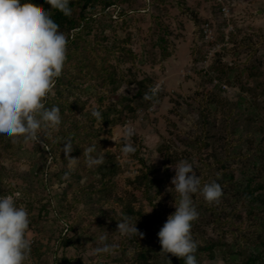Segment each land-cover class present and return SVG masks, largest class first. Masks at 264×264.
I'll use <instances>...</instances> for the list:
<instances>
[{
	"label": "rangeland",
	"instance_id": "rangeland-1",
	"mask_svg": "<svg viewBox=\"0 0 264 264\" xmlns=\"http://www.w3.org/2000/svg\"><path fill=\"white\" fill-rule=\"evenodd\" d=\"M224 9L228 10L226 15ZM110 11L116 20L105 18L101 28L96 22L93 32L87 37V40L94 43L99 39L104 40L103 47L97 49L96 54L88 56L89 65L91 61L98 71L90 73V69L87 71L76 65L65 64V73L72 84L68 87L59 86L61 93L57 92L56 87L52 90L50 97L56 101L68 100L74 103L78 100L80 104L65 110L60 126L66 131L80 127L84 139L92 138V134L87 136L88 132L91 133L89 125L94 119L91 113L98 109L100 99L103 98V107L115 104L121 95L135 94V82L146 77L153 80L152 86L158 98L153 103L145 101V107H137L134 115L123 114L120 125L103 127L106 131L101 133L102 140L107 149L116 155L122 168L112 178L113 184L107 187L109 193L106 195L111 196L109 202L101 200V193L97 192L99 189L103 191L98 180L100 176L96 173L90 176L87 170L81 171L82 179L74 183L72 189L66 183L69 177L66 175L62 176V180H65L62 183L61 178H53L55 182L48 189L28 185L27 179L33 175L34 164H41L44 144L25 143L22 139L6 141L9 148H2L0 154L8 151L13 154L12 157H0V164L7 173L4 177L7 189L12 186L16 198H19L20 192L35 190L42 200L54 197L56 207L63 206L59 214L51 213L49 216L51 225L58 226L54 234L30 225L27 235L32 246L27 264H142L136 260L135 246L116 232V224L110 223L112 229L109 227L110 234L107 233V227L99 219L100 210L113 208L120 216L121 204L114 200L117 197L127 201L132 198L135 209H141L144 218L152 216L164 224L167 217L176 210L174 200L178 198V193L172 195L175 190L171 178L164 186L155 185L148 195L152 200L149 201L134 184L142 167L124 155L121 148L123 143H137L146 164L157 169L158 178L163 179L166 167L159 149L165 140H168L171 150L179 154L180 160L191 163L195 171L200 167L198 154L186 151L181 139L195 137L200 133L202 123L205 122L202 108L211 112L208 129L213 139L222 137L242 141L235 134L244 132L247 136L254 131L250 120L252 115L260 119L256 120L257 124L264 122V0H116ZM117 14L122 15L117 18ZM123 48L131 50L135 55L134 67L132 63L120 66L126 80L132 83L122 82V88L114 93L111 86L103 81L104 73L100 68H116L117 58L121 56ZM85 51L88 53L89 49ZM218 66L228 71V76H224L221 81L211 80L209 72ZM131 68L133 72L129 74ZM210 92L215 93L219 100L222 99L223 104L203 101L204 94ZM137 105L138 101H135L133 106ZM60 126L50 130V136L62 131ZM128 129L133 131L130 138L127 136ZM43 137L42 134L41 141ZM1 144L6 145L5 142ZM242 149L246 150L247 145L242 143ZM208 152L206 150L203 154L207 155ZM71 153L68 157L76 159H68L65 163L62 159L48 166L49 159L46 168L51 167L50 172L55 174H61V170L66 167L77 169L85 159L71 156ZM63 156L59 155V159ZM233 170L229 173L234 174ZM169 172L175 175L174 166ZM221 174L219 169L214 170L211 176L215 178ZM93 185L94 191L89 192V198L91 193L93 201L87 197L88 201L72 202L74 196L80 195L85 189L90 190ZM64 190H68V195H65ZM39 208V202L31 209L27 208L30 223L38 216ZM196 210L200 211V207L196 206ZM231 210L227 208L228 212ZM202 214L203 210L202 213L198 212L192 227L195 224L197 228L204 226ZM241 214L243 219L247 217L246 210L241 209ZM209 216L210 213H207ZM236 224L226 234L227 244L233 242ZM214 227L215 223H212L208 230L217 237ZM247 227V224L242 225L244 230ZM157 233L147 237L144 245L153 247L159 240ZM107 236L111 237L110 253L97 254L96 248L102 243H108ZM36 243L42 244L39 253L35 250ZM198 245L203 246L201 243ZM122 248L130 253L125 256ZM225 250L219 246L215 258L204 260L203 264H227L223 259Z\"/></svg>",
	"mask_w": 264,
	"mask_h": 264
},
{
	"label": "trees",
	"instance_id": "trees-1",
	"mask_svg": "<svg viewBox=\"0 0 264 264\" xmlns=\"http://www.w3.org/2000/svg\"><path fill=\"white\" fill-rule=\"evenodd\" d=\"M116 0H70V7L72 9V14L70 16H65L61 12L51 9V6L48 5L45 0H32L37 7L45 8L49 10V13L52 19L59 25V30L64 32L68 37L67 45V59L66 66L76 65L83 70L90 69V73L95 70L96 67L91 63H88V56L90 54L94 55L97 52V49L103 47V39L90 42L87 40L90 33L93 32L95 23L98 22L100 28L103 26L104 19L113 20L114 15L110 11V8L114 5ZM99 7L100 10H99ZM120 14L119 16H121ZM117 14V18H119ZM113 18V19H112ZM116 20V19H114ZM85 49H89L87 53ZM135 55L129 49H121V56L118 57L116 68H100V71L104 73L103 81L108 86H111V91L116 92L122 87L120 84L125 82L127 84L132 83L129 80H126L127 77L120 70V66L126 63H132L134 67ZM213 70L209 72V77H212L211 80L221 81L224 79V76H228V71L224 70L221 67H213ZM121 72V73H120ZM129 74H132V68L128 70ZM68 73V72H67ZM72 74V73H71ZM215 74V76H213ZM120 78H119V77ZM67 74L63 69L62 74L59 78L56 79L54 88L56 87L57 92L61 93L58 88L68 87L71 80H68ZM136 79V78H135ZM68 81V82H66ZM153 80L146 77L142 80H138L136 83L137 91L135 94L131 95L127 93L126 95H121L115 104H108L107 107L102 106L103 98L100 99L98 111H100L102 120L93 119L91 125V133H87V136L92 134V138H83L82 132H80V127H75L68 129L67 131L63 129V126H60L63 130L59 131L53 136H50V130L47 131L45 137H43L42 146L43 156L41 158V164H34L33 175L28 177L27 182L30 186L42 187L48 189L51 187L54 182L53 178H61L60 183L64 182L62 176H69L66 179L68 187L73 188L74 183L79 182L82 179L80 175L82 170H87L90 176H93L94 173L100 176L98 179L103 187V191L100 189L97 192L101 193V197L104 202H109L111 196H107L108 185L113 184L112 178L121 172V164L116 160V155L108 150L106 143L102 140V132L106 130L103 127H114L122 123L123 114H135L137 107H145L144 102L153 103L158 98V93L154 91L152 86ZM105 84V85H106ZM132 85H130L131 87ZM51 96V95H50ZM48 97L46 100V106L52 107L57 106L60 108L61 117H63L65 110H71L74 105H80L79 101L76 100L74 103H71L68 100L56 101L54 97ZM206 101L208 104H220L223 100L218 99L216 94L210 92L209 94H204L203 101ZM138 101L137 106H133V103ZM120 105V108L119 106ZM203 107V106H202ZM81 109H84V106H81ZM201 114L205 117V122L202 123V129L200 133L195 137H189L186 139H181L182 145L186 147V151L191 153L198 154L200 158V167L197 168V175L201 179L202 185L205 183H210L216 181L222 187L223 194L217 202H207L205 199L196 194L193 196L194 206L200 207L202 213L203 210V221H205L204 226L198 227L195 224L191 233L193 239L198 243H201L203 246L198 245L196 250V257L198 264H203L204 260H211L215 258L218 247H224L226 250L223 253V259L227 264H264V122L257 124L256 120H260L252 115L250 120L253 123L254 131L247 136L244 132L236 133L239 135V140L242 141H231L226 138L218 137L213 139L209 136L210 131L208 129L210 122L209 117L211 112L201 109ZM231 117V113L229 115ZM264 121V120H262ZM99 125V128H96V125ZM97 125V126H98ZM86 135V133H85ZM71 138L73 142V151L70 154L71 156H81L83 163L77 169L71 170L66 168L61 170L60 173L50 172V168H46V165L50 159L48 166L56 164L63 159L64 163L68 160L63 152V147L65 140ZM11 138H0V152L2 148H9L7 142ZM84 139V140H83ZM7 141V142H6ZM65 141V142H64ZM5 142V144H1ZM105 143V145H104ZM126 141L123 143L121 148L124 147ZM242 143L247 145V149L243 151ZM40 144V143H39ZM42 145V144H40ZM95 146L96 152L92 153L95 156L97 153L103 156V162L97 166H89L88 156L85 153V150L89 147ZM133 146L136 148V151L131 154H125L131 160L137 161L141 165V174L135 180V187L139 190H142L144 195L149 199L148 196L155 185L164 186L166 182L171 179L174 174L169 172V169L172 166H175L178 163L179 154L171 150V146L168 140H165L159 149V152L164 159V164L166 167V175L163 179H159L157 176V169L151 165H147L145 159L141 155V148L137 143H134ZM13 148V147H12ZM14 149V148H13ZM209 151L208 154H203L204 151ZM12 157L11 152H6L0 154L1 156ZM59 155H64L63 158L59 159ZM235 168V170H233ZM221 170L222 176L212 177L214 170ZM234 172L230 174L229 171ZM34 171H37L34 174ZM7 175L5 167L0 164V195L14 194L15 190L12 186H9L7 189V184L5 183V176ZM239 177V178H238ZM18 190V189H16ZM19 191V190H18ZM33 192H20L19 198H17V203L26 205V208L31 209L35 203H40V208L38 216L33 220L30 225L54 234L57 230V225L52 226L49 221V216L51 213L59 214L60 209L56 207L52 198H45L42 200L38 195L37 191ZM68 190H64L65 195H68ZM94 191V185L90 190H83V193L80 195L74 196L72 202L76 201L78 203L81 200L88 201L92 200V195L89 192ZM133 194V193H132ZM174 192L172 195H175ZM109 195V194H108ZM88 197V200L86 198ZM134 197V196H133ZM226 197V200H224ZM66 198V197H65ZM64 198V199H65ZM85 198V199H84ZM132 199V198H131ZM129 199L124 200L117 197L114 201L121 204V215H117L113 208L108 211L100 210L99 219L102 225H105L108 230L107 233L110 234V229L113 225H117V221L120 220L123 216H128L132 219L133 222H136V226L140 232L144 235L141 236H125V241L129 242L130 245L135 246V253L137 254V262H142V264H184V260L178 258L171 253L162 252V246L158 241L153 247L145 246L144 241L150 235H155L163 224L155 220L154 218H144L142 210L135 209L134 204L131 202L133 200ZM178 199V198H176ZM101 200H98L99 202ZM93 201V200H92ZM149 201H152L149 199ZM150 204H152L150 202ZM73 207V204H72ZM227 208H231L230 212L227 211ZM241 209L246 210L247 217L243 219L241 214ZM207 213H210L209 218ZM141 217V218H139ZM34 218V217H33ZM201 218V217H200ZM108 219V220H107ZM237 222V224H236ZM215 223L214 231L217 234V237H214L208 228ZM236 224V232L234 233L233 242L227 244L225 242L226 234L231 231V226L234 227ZM247 224L248 227L246 230L242 228V225ZM228 226L229 228H225ZM72 227V226H71ZM203 229V230H202ZM104 230V228L102 229ZM228 231V232H227ZM81 235V234H79ZM110 236H107V242H109ZM68 240V239H67ZM78 240V238H77ZM71 242L70 240H68ZM42 244L36 243L35 250L39 253V249ZM112 246V245H111ZM112 249V248H111ZM115 249V248H114ZM113 249V250H114ZM121 251L127 256L130 252L124 250ZM139 264V263H138Z\"/></svg>",
	"mask_w": 264,
	"mask_h": 264
},
{
	"label": "clouds",
	"instance_id": "clouds-1",
	"mask_svg": "<svg viewBox=\"0 0 264 264\" xmlns=\"http://www.w3.org/2000/svg\"><path fill=\"white\" fill-rule=\"evenodd\" d=\"M45 2L65 16L72 14L70 0ZM67 45V35L59 30L49 10L37 7L32 0H0V138L42 142V134L45 137L49 129L61 124L60 108L47 107L46 100L65 67ZM91 115L102 120L98 110ZM132 135V129H128L127 136ZM65 141V156L76 159L68 157L73 151L71 138ZM122 151L131 154L136 148L126 142ZM94 152V145L85 150L89 166L103 162V156H93ZM174 169L171 184L178 193L174 200L176 210L157 233L158 239L162 252L183 259L184 264H198V245L191 233L192 222L198 218L193 196L199 194L209 203L217 202L223 190L216 181L202 185L193 165L186 160H180ZM117 222L116 232L121 236L144 235L138 230L137 221L128 216ZM29 228L26 206L18 204L14 194L0 195V264H27L32 246L27 235ZM111 247L105 242L96 252L110 253Z\"/></svg>",
	"mask_w": 264,
	"mask_h": 264
},
{
	"label": "built area",
	"instance_id": "built-area-1",
	"mask_svg": "<svg viewBox=\"0 0 264 264\" xmlns=\"http://www.w3.org/2000/svg\"><path fill=\"white\" fill-rule=\"evenodd\" d=\"M227 12H228V10L224 9V15H226Z\"/></svg>",
	"mask_w": 264,
	"mask_h": 264
}]
</instances>
